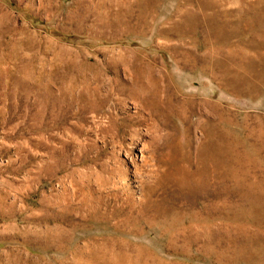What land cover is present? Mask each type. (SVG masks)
I'll return each mask as SVG.
<instances>
[{
	"label": "rangeland",
	"instance_id": "374dc122",
	"mask_svg": "<svg viewBox=\"0 0 264 264\" xmlns=\"http://www.w3.org/2000/svg\"><path fill=\"white\" fill-rule=\"evenodd\" d=\"M0 264H264V0H0Z\"/></svg>",
	"mask_w": 264,
	"mask_h": 264
}]
</instances>
